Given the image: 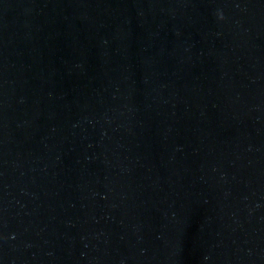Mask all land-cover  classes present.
<instances>
[{
	"label": "water",
	"instance_id": "1",
	"mask_svg": "<svg viewBox=\"0 0 264 264\" xmlns=\"http://www.w3.org/2000/svg\"><path fill=\"white\" fill-rule=\"evenodd\" d=\"M0 264H264V0H0Z\"/></svg>",
	"mask_w": 264,
	"mask_h": 264
},
{
	"label": "clouds",
	"instance_id": "2",
	"mask_svg": "<svg viewBox=\"0 0 264 264\" xmlns=\"http://www.w3.org/2000/svg\"><path fill=\"white\" fill-rule=\"evenodd\" d=\"M221 18H223V14L221 13Z\"/></svg>",
	"mask_w": 264,
	"mask_h": 264
}]
</instances>
